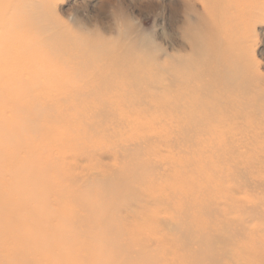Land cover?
<instances>
[{"label":"rangeland","instance_id":"1","mask_svg":"<svg viewBox=\"0 0 264 264\" xmlns=\"http://www.w3.org/2000/svg\"><path fill=\"white\" fill-rule=\"evenodd\" d=\"M0 264H264V0H0Z\"/></svg>","mask_w":264,"mask_h":264}]
</instances>
